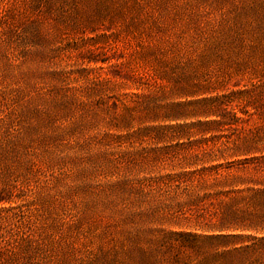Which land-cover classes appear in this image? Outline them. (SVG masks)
Here are the masks:
<instances>
[{
  "label": "rangeland",
  "instance_id": "obj_1",
  "mask_svg": "<svg viewBox=\"0 0 264 264\" xmlns=\"http://www.w3.org/2000/svg\"><path fill=\"white\" fill-rule=\"evenodd\" d=\"M249 3L0 0L4 259L195 262L171 233L202 231L179 209L186 194L160 178L225 164L208 154L228 159L225 142L237 132L209 126L161 141L145 128L219 120L212 112L230 119L231 108L242 116L236 92L252 88L264 56L263 49L248 64L250 50L236 37ZM257 112L242 116L249 139L264 129V109ZM126 113L138 120L127 131L114 119Z\"/></svg>",
  "mask_w": 264,
  "mask_h": 264
},
{
  "label": "trees",
  "instance_id": "obj_2",
  "mask_svg": "<svg viewBox=\"0 0 264 264\" xmlns=\"http://www.w3.org/2000/svg\"><path fill=\"white\" fill-rule=\"evenodd\" d=\"M246 5L248 23L239 29L236 37L241 47L250 50L247 55L250 64L264 49L261 44L264 39V0H251ZM260 63L261 68L251 73L252 88L236 92L235 99L243 100L239 113L247 118L251 115L262 116L257 111L260 107L264 109V56ZM233 110H230V119L212 112L219 120L198 122L191 126L180 124L145 128L146 131H153L155 139L161 141L188 139L195 133L194 129L205 134L207 130L200 128L209 126L228 127V131L237 132L236 139L225 142L232 144L228 159L222 153L218 156L208 154L210 160L222 157L225 164L220 162L201 166L191 171L164 174L160 178L169 187L172 186L174 192L180 190L186 194L187 202L179 209L186 215L185 220L192 221L202 231V234L171 233L179 239V247L197 256L193 264H264V129L262 135L255 138L243 136L245 129L241 124L247 120ZM114 119L119 122L115 127L126 131L138 121L129 113L115 116ZM122 138L128 137H117L119 140ZM222 147L228 148L225 144ZM3 256L0 253V264L12 263Z\"/></svg>",
  "mask_w": 264,
  "mask_h": 264
}]
</instances>
